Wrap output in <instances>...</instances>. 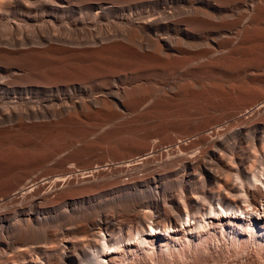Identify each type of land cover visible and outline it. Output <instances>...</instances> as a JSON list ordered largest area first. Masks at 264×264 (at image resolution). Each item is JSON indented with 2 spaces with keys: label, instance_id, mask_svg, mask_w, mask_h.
<instances>
[{
  "label": "bare ground",
  "instance_id": "obj_1",
  "mask_svg": "<svg viewBox=\"0 0 264 264\" xmlns=\"http://www.w3.org/2000/svg\"><path fill=\"white\" fill-rule=\"evenodd\" d=\"M216 225L264 239V0H0V264H195Z\"/></svg>",
  "mask_w": 264,
  "mask_h": 264
},
{
  "label": "rangeland",
  "instance_id": "obj_2",
  "mask_svg": "<svg viewBox=\"0 0 264 264\" xmlns=\"http://www.w3.org/2000/svg\"><path fill=\"white\" fill-rule=\"evenodd\" d=\"M79 15V14H78ZM215 203V202H214ZM260 213L262 214V211H260ZM230 227V228H229ZM212 228V229H211ZM222 227L221 226H219V225H216L215 227H210L209 229V231L204 235V237H202L201 239H203V242H200V243H202V245L201 246H203L204 245V247H199V248H196V246L198 247V245L196 244L197 243V240L196 241H194V244H195V247H194V245L192 246V248L191 249H188V250H186V256H190L191 257V255H192V257H191V260L193 261L194 260V262L193 263H195V264H240L242 261H244L245 259H257V257H258V259L259 258H261L260 256H261V254H259V253H257L256 251H255V249L254 248H256V247H258V245H260V243L261 244H264V239L262 238L261 239V237H258V239L256 240L255 238V241H257V242H252V244H251V242L249 243V245H248V248H246V250L245 251H247V252H245V255H244V253H242V254H240V252H241V250L237 247V246H235V245H233L232 243H231V236H232V231L234 230V227L233 226H225L224 228L226 229L225 231H223L222 229H221ZM233 229V230H232ZM228 230H229V234H228ZM223 232V233H222ZM211 233V234H210ZM212 233H213V235H212ZM212 237H214V238H212ZM207 241V243L205 244V242ZM260 241V242H259ZM253 244L256 246V247H254L253 246ZM232 246H233V248H232ZM206 247V248H205ZM217 247H218V249H217ZM222 249H221V248ZM237 247V248H236ZM194 248V249H193ZM252 248V249H251ZM195 249H196V252H195ZM227 249V250H226ZM238 250V252H237V250ZM191 250H192V252H191ZM240 250V251H239ZM252 250V251H251ZM194 251V252H193ZM217 251V252H216ZM236 251V252H235ZM255 251V252H254ZM191 252V253H190ZM221 252V253H220ZM148 253V256H146V253H143L142 254V257L140 256L139 257V255H136V254H128L129 255V257L131 258H129L128 257V255H126L128 258H126L125 259V257L126 256H124V258H123V256L121 257V259L122 260H124L125 259V261H123V264H125V263H128V264H134V262H135V264H137L138 262V264H144V262H146L145 264H147V262L150 264V255H151V253L150 252H147ZM188 253H189V255H188ZM198 253V254H197ZM230 253V254H229ZM257 253V254H256ZM150 254V255H149ZM191 254V255H190ZM203 254H204V256H203ZM207 254V255H206ZM216 254V255H215ZM255 254L256 255H260V256H255ZM194 255H196V256H194ZM218 255V256H217ZM146 256V257H145ZM172 257H170L169 256V258H170V262L168 261V262H163L162 264H172V263H174V264H181V261L182 260H184V259H182V257H180L181 255H179V254H172L171 255ZM176 256V257H175ZM200 256V257H199ZM213 256V257H212ZM216 256H217V260L215 259L216 258ZM134 257V258H133ZM136 257V258H135ZM138 257V258H137ZM151 257H152V255H151ZM249 257H251V258H249ZM264 257V255H262V258ZM140 258V259H139ZM141 258H143V259H141ZM147 258V259H146ZM148 258H149V260H148ZM173 259V261H171L172 259ZM175 258V259H174ZM206 258V259H205ZM130 259V260H129ZM178 259H179V261H180V259H182L180 262L178 261ZM214 259V260H213ZM239 259V260H238ZM244 259V260H243ZM129 260V261H128ZM134 262H133V261ZM138 260V261H137ZM200 260V261H199ZM131 261V262H130ZM140 261H142V262H140ZM144 261V262H143ZM175 261V262H174ZM217 261V262H216ZM130 262V263H129ZM172 262V263H171ZM178 262V263H177ZM199 262V263H198ZM214 262V263H213Z\"/></svg>",
  "mask_w": 264,
  "mask_h": 264
}]
</instances>
